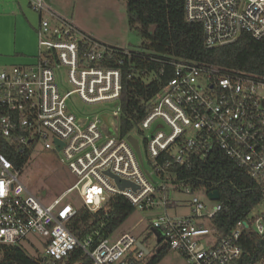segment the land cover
<instances>
[{"label": "built area", "instance_id": "built-area-1", "mask_svg": "<svg viewBox=\"0 0 264 264\" xmlns=\"http://www.w3.org/2000/svg\"><path fill=\"white\" fill-rule=\"evenodd\" d=\"M27 2L41 16L37 62L0 68L1 135L30 156L39 144L57 153L75 178L67 193H77L92 213L106 210L117 195L126 197L136 210L162 207L164 213L147 229L154 237L152 247L147 238L141 241L125 233L114 243L105 239L93 249V238L81 242L68 229L78 207L64 197L42 204L21 182L22 171L0 154V244L17 245L37 234L45 239L40 256L44 264H62L79 249L92 264H145L160 246L180 254L186 264H237L244 254L243 227L249 228V223L239 222L230 235L219 239L209 221L223 205L213 201L207 212L196 192L175 182L170 170L222 154L251 178L264 180V77L177 61L173 77L149 102L138 126L140 133H147L146 163L138 140L141 159L128 139L133 136L108 130L117 121L119 126L122 114L123 74L110 65L119 47L82 32L55 14L45 0ZM185 17L203 27L208 49L233 44L244 33L264 38V0H185ZM120 49L130 55L128 49ZM61 67L73 87L66 94L56 84L55 70ZM72 95L88 106L115 109L107 122L105 115L79 117L68 104ZM114 177L130 185L121 189ZM173 189L193 195L192 216L166 213ZM249 219L253 231L264 236V211L252 212Z\"/></svg>", "mask_w": 264, "mask_h": 264}, {"label": "trees", "instance_id": "trees-1", "mask_svg": "<svg viewBox=\"0 0 264 264\" xmlns=\"http://www.w3.org/2000/svg\"><path fill=\"white\" fill-rule=\"evenodd\" d=\"M126 5L128 24L142 39L138 50L115 48L119 53L110 65L123 74L121 97L122 114L119 131L128 136L147 113L148 104L173 77L177 61L186 60L215 65L226 70L244 71L264 77V38L255 39L244 33L233 44L208 49L203 27L190 23L185 17V0H122ZM0 104V115L2 114ZM0 154L5 155L15 168L23 171L30 152H21L0 133ZM175 182L191 187L195 192H219L223 210L209 221V226L221 239L230 235L239 222L243 227L240 244L244 252L243 264H264V236L252 229L250 215L264 201V180L251 178L244 170L222 154L208 160L196 159L191 167L174 166ZM78 213L68 229L84 242L94 239L93 249L110 237L135 213L136 208L124 196L117 195L106 210L90 212L82 203L76 204ZM170 253L167 247L154 250L145 264H160ZM0 264H44L17 245L0 244ZM62 264H92V260L77 250Z\"/></svg>", "mask_w": 264, "mask_h": 264}, {"label": "rangeland", "instance_id": "rangeland-1", "mask_svg": "<svg viewBox=\"0 0 264 264\" xmlns=\"http://www.w3.org/2000/svg\"><path fill=\"white\" fill-rule=\"evenodd\" d=\"M57 5L58 9L65 15L74 18L75 21L83 22L84 29L93 34L97 39L103 41L104 44L119 45L126 47L128 50L140 49L142 45L141 36L137 31L130 29L126 5L122 0H58ZM55 75L56 84L62 94L73 90L68 80V71L65 67L56 69ZM68 104L79 117L93 118L96 115H110L113 109H115V105L88 106L80 101L78 95H72ZM108 130L110 133L117 135L119 132L118 121L114 123V128L109 127ZM130 135L135 137L141 144V150L147 163L144 145V138L147 133L142 134L135 129ZM20 180L44 205L53 203L59 197H64L65 200L71 201L75 205L82 203L77 193H67L75 183L74 176L59 162L58 154L54 151L45 150L43 144H39L31 154L28 163L22 171ZM173 190L172 204L168 207L166 213L171 217L192 216L191 201L193 195L187 194L182 190ZM195 195L205 203L207 212L212 211L215 202L211 201L207 194L196 192ZM263 211L264 204H261L253 210V215H257ZM162 213H164L162 207L146 212L136 210L110 237V242L114 243L125 231L137 238L146 237L147 228L150 227L152 220ZM136 224L138 225L135 228ZM208 239L210 238H204V242H207ZM44 240V238L37 234H31L19 246L29 256L39 258L45 252ZM149 245L150 247L154 245V239L149 241ZM160 264H186V262L176 253L170 252Z\"/></svg>", "mask_w": 264, "mask_h": 264}, {"label": "crops", "instance_id": "crops-1", "mask_svg": "<svg viewBox=\"0 0 264 264\" xmlns=\"http://www.w3.org/2000/svg\"><path fill=\"white\" fill-rule=\"evenodd\" d=\"M57 1L45 0L51 10L59 17L72 22L82 32L104 43L85 30L82 25L83 22L75 21L74 18L62 13L58 9ZM40 21L41 16L30 8L27 0H0V68L10 69L15 66L36 64L38 56L37 33ZM105 44L112 45L110 43ZM112 46L126 49V47L119 45ZM137 225H135V228ZM125 233L127 232L125 231L122 235ZM145 235L147 236L139 238V240L142 241L147 238V241H150L154 239L148 232ZM176 254L184 259L180 254Z\"/></svg>", "mask_w": 264, "mask_h": 264}, {"label": "water", "instance_id": "water-1", "mask_svg": "<svg viewBox=\"0 0 264 264\" xmlns=\"http://www.w3.org/2000/svg\"><path fill=\"white\" fill-rule=\"evenodd\" d=\"M107 117H108L107 115H105V116L103 117V118L105 119L106 122H107ZM128 139H129L130 143L132 144L133 148L135 149V151H136L138 157L141 159V158H142V157H141V151H140V148H139V144H138V142H137V139H135V138H133V137H129ZM57 144L60 146V143H59V142H57ZM58 149H59V147H58ZM114 180H115V182H116L117 184H119V186H120L121 189H124V188H126V187H128V186L130 185V184L127 183V182H125V183H121L120 180H119L118 178H115V177H114ZM208 198H209L211 201H220V199H221L220 194H219V192H217V191L212 192V193H209ZM158 242H160V240H158ZM139 247H140L143 251H145L147 254H149V251L147 250V248H145V246H144L142 243L139 244ZM243 259H244V254L241 256V258L239 259V261H238L237 264H243Z\"/></svg>", "mask_w": 264, "mask_h": 264}]
</instances>
